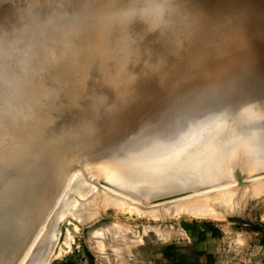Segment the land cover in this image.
<instances>
[{
	"label": "bare ground",
	"instance_id": "6f19581e",
	"mask_svg": "<svg viewBox=\"0 0 264 264\" xmlns=\"http://www.w3.org/2000/svg\"><path fill=\"white\" fill-rule=\"evenodd\" d=\"M263 42L264 0H0V264H15L77 156L103 142L95 118H71L67 113L110 110L118 118L128 99L146 85L166 94L196 68H221L231 47L243 53ZM83 80L86 97L71 99L75 83ZM237 84L221 92L234 110L226 106L213 113L214 119L226 114L225 123L221 118L204 124L208 108L201 112L198 102H191L174 110L156 134L115 146L118 159L109 162L103 157L105 163L92 168L99 182L126 186L131 181L134 193L146 192V200L156 201L184 190L182 184L192 183L203 172L217 178L239 162L246 168L264 165V85L238 93ZM196 110L202 113L196 120L201 125L198 132L179 134L178 122ZM110 125L106 129L115 126ZM131 155L136 158L128 161ZM123 156L127 162H121ZM86 179L80 183L83 189ZM100 189L105 194L104 187ZM138 194L131 197L141 198Z\"/></svg>",
	"mask_w": 264,
	"mask_h": 264
},
{
	"label": "rangeland",
	"instance_id": "374dc122",
	"mask_svg": "<svg viewBox=\"0 0 264 264\" xmlns=\"http://www.w3.org/2000/svg\"><path fill=\"white\" fill-rule=\"evenodd\" d=\"M239 50H241L239 47L228 49L223 55L228 61L213 72L196 68L189 78L173 84L171 87L173 91L166 94L159 87L146 85L138 95L128 99V106L119 117L120 121H117L115 126H112L113 123L109 124L110 127L112 126L109 128L110 131L106 129L109 127L108 124L106 126V120L111 116V111L108 109L109 112L101 113L98 127L102 134V144H98L91 152L77 156L76 163L71 166V171H68L60 188L63 190L59 189L58 197L56 195L48 205L46 208L49 209L48 212L45 210L46 214L40 219L32 238L27 242L28 246L34 247L29 249L30 246L28 248L26 245L27 251L24 248V252H21L15 264L21 262V257L26 262L20 264L41 262L46 264L47 259V264H264V169L261 168V166L264 168L263 164L246 168L242 162H239L228 173L217 178L214 177L216 174L203 172L192 183L182 184L184 190H178L179 193L175 191L178 195L170 194L172 197L162 195L156 201L146 200L148 197L146 192H143L146 193L144 199L140 192V194L134 193L136 191L130 188L131 181L126 186L119 181L117 184L101 183L93 171L94 168L105 163L103 160L111 162L110 160L118 159L116 148L119 145L149 132L156 134L172 119L174 110H183L191 102H198V108H202L201 112H206L203 110L208 108V115L203 120L200 119L201 122L210 123L222 118L220 122L225 123L226 114L216 119H214L215 115L213 116L214 111L220 108L217 114L221 110H226V106L229 111L235 108L226 104L221 93L223 88L238 83L234 91L241 93L264 85V42L259 43L255 50L246 49L243 53ZM187 71L184 70V73ZM213 94L215 96H212ZM201 112L196 110L192 116L183 117V120L178 122L181 129L179 134L198 132L201 125L196 120ZM155 119L156 121L153 122ZM217 130L212 134H217ZM208 133L211 132L206 134ZM108 145L110 147H107ZM133 152L136 150L128 153ZM109 154L112 156L110 157ZM129 157L132 160L136 158L134 155L127 156L128 161H130ZM79 158H85L86 162L85 159L80 161ZM123 159L127 160L123 156L121 162H127ZM142 161L149 163L147 159ZM75 165L78 167L76 168ZM227 167L226 165L223 169ZM68 177L70 178L66 181ZM84 178L88 179H86L88 186L83 189L80 183ZM64 184L65 187L62 188ZM110 184L119 186V190L116 186H108ZM100 185L102 189L104 187L105 194H102ZM121 190H126V194ZM128 192L141 195V198L137 195L133 198L134 196L131 197ZM118 193L120 196L116 197ZM80 197L85 201H80ZM114 198L123 200V205ZM170 202L171 204H168ZM52 203L57 207L56 211L53 210ZM171 206L175 207L174 210ZM136 208L140 210L137 211ZM47 215L50 220L47 219ZM39 228L37 235L35 233ZM65 234L68 237H63ZM33 238L38 242H33L35 241ZM44 242H47L46 248L39 255L38 250ZM22 254L30 255L28 257L26 255V258Z\"/></svg>",
	"mask_w": 264,
	"mask_h": 264
},
{
	"label": "water",
	"instance_id": "95a60500",
	"mask_svg": "<svg viewBox=\"0 0 264 264\" xmlns=\"http://www.w3.org/2000/svg\"><path fill=\"white\" fill-rule=\"evenodd\" d=\"M86 81L87 80H83V81L79 82L78 85H76V83H75V86H77L75 88H77V90H76V93L74 94V96L71 99H73V98L76 99L77 98V99L84 100V98L86 97L85 92L88 89V87H87V85L85 83ZM89 88H90V86H89ZM69 102H70V99H69ZM67 115H69V117H71V118H76L77 116H83L84 115L87 119L95 118L97 120V123H98V119H99V115L100 114L99 113L96 114L95 112H89V111H87V112L82 113V114L79 113V112L78 113L77 112L76 113L74 112V113H67ZM118 118H113L112 115L111 116H108V118L106 120V124H112V123H114L116 125L117 121H120V118L119 119Z\"/></svg>",
	"mask_w": 264,
	"mask_h": 264
}]
</instances>
